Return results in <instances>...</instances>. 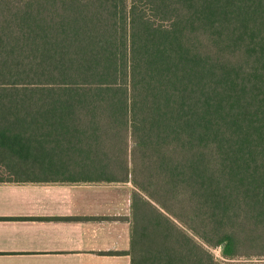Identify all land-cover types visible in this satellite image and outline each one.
I'll return each mask as SVG.
<instances>
[{"label": "trees", "instance_id": "16d2710c", "mask_svg": "<svg viewBox=\"0 0 264 264\" xmlns=\"http://www.w3.org/2000/svg\"><path fill=\"white\" fill-rule=\"evenodd\" d=\"M3 181L131 182L130 264H264V0H0Z\"/></svg>", "mask_w": 264, "mask_h": 264}, {"label": "crops", "instance_id": "0c3cea01", "mask_svg": "<svg viewBox=\"0 0 264 264\" xmlns=\"http://www.w3.org/2000/svg\"><path fill=\"white\" fill-rule=\"evenodd\" d=\"M126 183L0 182V264H130Z\"/></svg>", "mask_w": 264, "mask_h": 264}, {"label": "rangeland", "instance_id": "374dc122", "mask_svg": "<svg viewBox=\"0 0 264 264\" xmlns=\"http://www.w3.org/2000/svg\"><path fill=\"white\" fill-rule=\"evenodd\" d=\"M126 185L130 188V190H131V192H132V189H133V186H132V184H131V182H128V183H126ZM211 251L213 252V254L215 255V257H217V258H219V259H222V257H221V255H220V252H219V250L218 249H211ZM239 260H242V259H235V260H231L230 259V261H239Z\"/></svg>", "mask_w": 264, "mask_h": 264}]
</instances>
